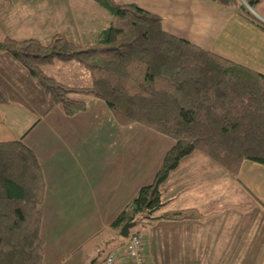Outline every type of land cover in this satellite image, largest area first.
Returning a JSON list of instances; mask_svg holds the SVG:
<instances>
[{"label":"crops","instance_id":"obj_1","mask_svg":"<svg viewBox=\"0 0 264 264\" xmlns=\"http://www.w3.org/2000/svg\"><path fill=\"white\" fill-rule=\"evenodd\" d=\"M125 1L162 16L166 31L264 74V29L245 18L239 8L212 0ZM84 4L77 0H0V39L47 42L62 33L77 44L87 42V37L88 42L96 41L111 17L103 14L104 23L93 25L98 10ZM252 12L264 23V1ZM5 63L15 71L24 68L0 51V82L4 83L0 86L10 98L0 109L12 107L26 118L24 141L38 158L45 184L40 206L43 264H58L85 239L111 226L140 188L153 182L175 141L140 123L119 124L108 104L92 95L81 97L85 110L67 115L27 73L24 77H29L35 91L44 93L42 102L33 103V91L18 86L13 68H5ZM162 190L167 202L164 210L194 208L207 214L202 246L206 264H244L247 253L251 262L246 264H259L264 254V164L244 160L239 174L233 176L196 150L170 173ZM252 207L257 214L248 219Z\"/></svg>","mask_w":264,"mask_h":264},{"label":"trees","instance_id":"obj_2","mask_svg":"<svg viewBox=\"0 0 264 264\" xmlns=\"http://www.w3.org/2000/svg\"><path fill=\"white\" fill-rule=\"evenodd\" d=\"M94 1L111 15L96 41L77 44L62 33L47 43L5 36L0 51L19 61L67 115L86 109L76 95H92L108 104L119 124L140 123L175 141L153 182L140 188L112 228L199 216L192 208L164 210L162 185L196 150L234 176L244 160L264 164V74L166 31L162 16L136 2ZM212 1L239 8L264 29L248 8L264 0ZM56 61H76L88 70L91 82L68 84L50 75L45 66ZM9 103L0 87V105ZM44 191L41 165L24 135L0 141V264H43Z\"/></svg>","mask_w":264,"mask_h":264},{"label":"rangeland","instance_id":"obj_3","mask_svg":"<svg viewBox=\"0 0 264 264\" xmlns=\"http://www.w3.org/2000/svg\"><path fill=\"white\" fill-rule=\"evenodd\" d=\"M77 1H82L83 3L85 2L87 5L92 4L91 6L98 10L96 21L93 22V25H95L96 22H100L101 25L102 23H104L105 18L103 14H106V17L110 20L111 15L109 14V12L96 1ZM86 4H84V6H87ZM243 4L244 6L248 7L245 2ZM249 10L252 12L251 8H249ZM88 38L89 37L85 39V41L87 42L83 44L88 43ZM50 40H48L47 42H49ZM94 41L95 40H92V42ZM4 67L7 69H11V67L13 68L11 64L8 65L6 63ZM22 67L24 68V71L21 69H19V71H15L13 68L17 80H19V82H17L18 86L20 85L24 89L29 90V92L33 91V103L42 102L44 100V93H38L35 91V89L33 88V83L29 82V77H24V75H27L28 73L27 69L23 65ZM45 70L50 75H53L59 80L68 84L88 85L91 82V75L88 70H86L81 64L77 63L76 61H56L53 64L46 65ZM1 84L3 85L4 83L2 82ZM0 87L4 90L2 86ZM13 90H16L15 86ZM4 91L7 92L6 90ZM82 96L84 95H76V97L79 99H81ZM11 108L12 107H2L0 109V139H13L16 138L19 134L21 136L24 134L22 132V124L23 127L26 125L24 124L27 123L25 122L26 118L23 119L22 113H19V111L17 110H12ZM228 174L232 175L229 172ZM249 209L250 213L249 215H247V217L248 219H252L255 217V214H257V210L255 209V207ZM195 210L198 211L199 216L196 215L195 217L183 219H158L146 221L147 223H145V225H137L131 229V231L142 233L145 241V250L151 264H206V257L202 252V246L204 245L205 241L203 226L207 223L205 222L207 214H204L197 209ZM241 217H243V215H241ZM210 223L213 228L218 230V225L215 222ZM120 230L109 226L108 228L102 230L101 234H99L98 236H94L92 239L83 238V240H85L82 242V246H80L73 254H70L68 259L66 258V260H61L60 262H58V264H90L91 260H93L94 258L97 260L95 264H100L101 260L108 252H120L122 250V245L120 244L122 238L121 235L118 234L120 233ZM211 240H214L213 236L211 237ZM261 241V239L258 240V243H260ZM245 244L248 243L245 242ZM97 245L99 246L98 250H96ZM91 250L96 251L92 252ZM193 250H196V252L194 253ZM245 255L246 258L244 260V264H246V262L248 261L251 262L250 259H248L249 257H247L250 254L247 253L244 254V256ZM260 257L258 258L259 264H264V254H260Z\"/></svg>","mask_w":264,"mask_h":264},{"label":"built area","instance_id":"obj_4","mask_svg":"<svg viewBox=\"0 0 264 264\" xmlns=\"http://www.w3.org/2000/svg\"><path fill=\"white\" fill-rule=\"evenodd\" d=\"M121 251L108 252L100 264H151L145 250V241L142 233L131 231Z\"/></svg>","mask_w":264,"mask_h":264},{"label":"water","instance_id":"obj_5","mask_svg":"<svg viewBox=\"0 0 264 264\" xmlns=\"http://www.w3.org/2000/svg\"><path fill=\"white\" fill-rule=\"evenodd\" d=\"M244 7V6H243ZM135 223L134 222H127L125 223L121 230H120V235L123 237V238H128L130 233H131V229L133 227H135ZM96 262V259L94 258L93 260H91V263L90 264H95Z\"/></svg>","mask_w":264,"mask_h":264},{"label":"bare ground","instance_id":"obj_6","mask_svg":"<svg viewBox=\"0 0 264 264\" xmlns=\"http://www.w3.org/2000/svg\"><path fill=\"white\" fill-rule=\"evenodd\" d=\"M249 8H251V7H249ZM252 9V8H251Z\"/></svg>","mask_w":264,"mask_h":264}]
</instances>
